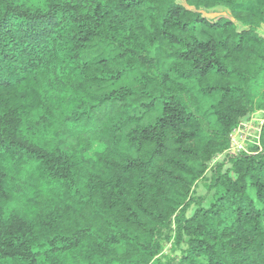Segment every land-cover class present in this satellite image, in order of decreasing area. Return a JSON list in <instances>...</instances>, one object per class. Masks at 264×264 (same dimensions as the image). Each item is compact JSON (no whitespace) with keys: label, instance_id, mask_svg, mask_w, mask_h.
I'll use <instances>...</instances> for the list:
<instances>
[{"label":"trees","instance_id":"obj_1","mask_svg":"<svg viewBox=\"0 0 264 264\" xmlns=\"http://www.w3.org/2000/svg\"><path fill=\"white\" fill-rule=\"evenodd\" d=\"M256 111L264 0H0V264H264Z\"/></svg>","mask_w":264,"mask_h":264},{"label":"rangeland","instance_id":"obj_2","mask_svg":"<svg viewBox=\"0 0 264 264\" xmlns=\"http://www.w3.org/2000/svg\"><path fill=\"white\" fill-rule=\"evenodd\" d=\"M182 1V0H179ZM204 17L209 18V19H216V18H230V13L227 9L220 7L217 8L215 11L211 13H205L203 12ZM156 53V58L159 60V63L164 67V68H169L171 64V59L169 57V50L167 48H162V49H157L154 51ZM190 88L193 90V93L198 97V100L200 101L199 109H198V114L199 116L206 122L211 121V116H210V105H211V100L203 98L200 93L198 92V88L196 85L191 84ZM264 124V111H256L248 116H246L244 119L241 120L239 126L232 132L231 137L234 139V145L236 148V151H242L246 150L247 152H252L253 148L257 146L258 142V137H259V132L261 127ZM103 146L95 143L92 147V150L89 151L86 154L87 158L94 159L95 154L103 150ZM230 156L228 154L223 153L222 155H219L210 165L208 171H207V176L210 177L212 169H214L216 166L226 163L225 168H227V159ZM193 191L195 192L196 195L198 196H205L206 195V189L204 188L203 184L196 183ZM179 254V249L175 245L174 241H169L166 242L163 248V256H169V257H174Z\"/></svg>","mask_w":264,"mask_h":264},{"label":"built area","instance_id":"obj_3","mask_svg":"<svg viewBox=\"0 0 264 264\" xmlns=\"http://www.w3.org/2000/svg\"><path fill=\"white\" fill-rule=\"evenodd\" d=\"M264 126V124H262ZM263 126L261 127L260 129V132H259V137H258V142H257V146L260 145L259 141H260V136H261V132H262V128ZM234 139L231 137V145H230V148L226 151V154H228V156L230 157H236L242 153H245V154H250V152H247L246 150H242V151H239L237 152L236 151V148H235V145H234Z\"/></svg>","mask_w":264,"mask_h":264}]
</instances>
